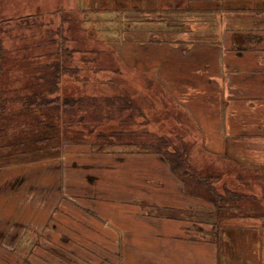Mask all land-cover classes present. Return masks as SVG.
Returning a JSON list of instances; mask_svg holds the SVG:
<instances>
[{"label": "rangeland", "instance_id": "374dc122", "mask_svg": "<svg viewBox=\"0 0 264 264\" xmlns=\"http://www.w3.org/2000/svg\"><path fill=\"white\" fill-rule=\"evenodd\" d=\"M55 12L59 25L39 34L43 61L61 68L54 97L74 85L62 80L63 64L86 81L72 106L82 120L76 140L40 152L0 133V264H157L153 253L175 229L169 221L216 245L221 264H235V232L264 219V58L252 60L264 56V44L252 49L264 43V0H0V29ZM228 52L254 55L241 76L220 67ZM218 75L231 77L235 95L223 81L207 82ZM166 81L193 103L199 123ZM213 115L233 127L224 156L197 127L206 118L217 125ZM222 186L235 192L215 200Z\"/></svg>", "mask_w": 264, "mask_h": 264}, {"label": "trees", "instance_id": "16d2710c", "mask_svg": "<svg viewBox=\"0 0 264 264\" xmlns=\"http://www.w3.org/2000/svg\"><path fill=\"white\" fill-rule=\"evenodd\" d=\"M56 12L57 17L52 14L42 16L37 13L34 17L30 16L26 23L18 21L15 28L5 29L3 27L0 29V133L11 132L12 138L9 142H13L14 147L26 145L31 152H40L41 148L51 150V146L55 148L58 141L62 139L76 140L77 130L73 128L82 120L77 115V108H72V106L83 99L85 85L82 84L86 81L80 80L75 75L77 71L75 66L65 63L62 65V80L64 76H68L74 85H66L64 97L61 95L54 97L59 87L61 89L58 77L61 68L57 63L47 65V62L43 61L47 40L39 34L56 29L60 22V15ZM46 17H50L51 20H47ZM12 20V18L3 20L9 22L5 26L10 27ZM68 70H72L73 74ZM44 82L48 86L45 87ZM46 92L51 96V100L47 98ZM59 98L62 100L63 106L60 104ZM6 109H10V111ZM45 115L46 117H44ZM89 130L90 127L85 126L82 129V131ZM22 135L23 139H20ZM4 136L7 135H1V137ZM29 139L33 142H28ZM24 142L26 143L24 144ZM184 156L186 157V155ZM181 161L183 162L182 156ZM198 171L201 172L196 168L195 173ZM254 173V180L261 178L259 174ZM198 175L206 177L203 172ZM214 176H211L212 179L223 177L222 175L220 178ZM220 189L224 192L222 195H218L215 200H220L224 193L232 196V193L235 192V189L226 186H222ZM245 192L247 193L243 194V197L247 195L244 197L245 199L257 196L254 191H244L243 193ZM245 199H243L244 202Z\"/></svg>", "mask_w": 264, "mask_h": 264}, {"label": "crops", "instance_id": "0c3cea01", "mask_svg": "<svg viewBox=\"0 0 264 264\" xmlns=\"http://www.w3.org/2000/svg\"><path fill=\"white\" fill-rule=\"evenodd\" d=\"M264 43H259L258 45H254L255 48L252 49H262L261 46ZM255 56L252 55H239L233 53V52H228L226 54H219L220 55V62L221 65L220 67L222 69L224 68H229L230 70H237L238 73L235 72V74H232V77L236 76H241L242 73L240 72V66L242 65L243 60H247L249 56H254L252 59L253 61H256V58L258 60H262L264 56L258 52L255 53ZM234 56L235 58V63L232 62V57ZM241 58V59H239ZM143 60V59H142ZM145 66L144 63H139V65ZM233 64L235 67H233ZM250 65V64H247ZM253 65H256L253 64ZM155 66V65H151ZM156 70L154 71H160L161 67L157 65ZM154 68V69H155ZM141 70H145L142 68ZM147 72V71H146ZM252 76V75H250ZM228 78L230 80L231 77H226L224 75H218L217 77H209L207 79V82H213L217 81L218 84H221L223 81V84L219 85L220 88L223 89V86H227L228 89L231 88L233 89L231 95H235V88H232V84H229ZM212 80V81H210ZM171 82L166 81V83H163L162 87H166L168 91L171 93L172 96L173 94L168 87H170ZM215 88L209 86L208 90H213L216 92V96L220 95H227L225 94V91H221L220 88ZM166 89V90H167ZM175 97V96H174ZM173 97V98H174ZM182 97L185 96H180V97H175L174 102L181 106L184 110H186L188 113L191 115H194L199 123L200 117L198 116V112L194 109L193 103L188 100H183ZM235 97V96H232ZM233 104V103H232ZM210 107H212L210 105ZM209 107V110H210ZM218 107H216V111ZM209 112V111H208ZM207 113V112H206ZM214 116V115H213ZM216 120H218L217 125H212L211 121L208 120V118L204 119L205 122L197 125L198 129L201 130L203 133V136H205L206 139H208L209 143L207 142V145L211 149L213 147V142L218 141L220 148L222 149V152H218L221 156L227 155L228 154V147L226 146L227 141H225L227 137L232 138L233 136V127L230 123H225L224 121L221 122L220 126V118L217 116H214ZM235 124V123H234ZM215 131V132H214ZM221 131L223 133V136H221ZM231 135V136H230ZM211 144V145H210ZM231 158L235 159V156H232ZM253 221L249 222V229H239L237 232H235V244L237 243V250H235V264H264V219L263 218H252ZM263 220V221H261ZM159 222H166V221H161L157 220ZM171 222V226L174 227L171 232H169L167 235L169 236V240H167L166 245H163V247L160 249V253H153L152 258L157 261V264H221L220 261V251L216 245L213 243L208 244L205 239L204 241H193L191 237L183 232L184 231V226L182 223L178 221H169ZM163 226V225H162ZM242 227V226H239ZM252 227V228H251ZM244 230V231H243ZM236 231V230H235ZM242 235V237L248 236V242L244 241H239L238 238L239 236ZM189 238V239H186Z\"/></svg>", "mask_w": 264, "mask_h": 264}]
</instances>
